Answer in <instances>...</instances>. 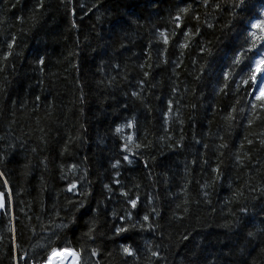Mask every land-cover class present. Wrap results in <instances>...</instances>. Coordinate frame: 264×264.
Returning <instances> with one entry per match:
<instances>
[{
  "label": "trees",
  "instance_id": "1",
  "mask_svg": "<svg viewBox=\"0 0 264 264\" xmlns=\"http://www.w3.org/2000/svg\"><path fill=\"white\" fill-rule=\"evenodd\" d=\"M185 2L160 0L157 7L150 0H43V8L38 11H34L37 0L0 3V18L7 21L0 24V42L5 37L10 41L12 34L17 36V46L11 50L13 55L4 61L0 54V137L3 138L0 155L7 153L0 159V171L5 173L0 177V188L7 180L4 191L11 193L9 213L0 215V264H17L18 253L24 257L48 249L50 256L53 253L50 245L56 244L61 247L55 251L80 252L81 245L87 241L85 233L93 223L99 232L97 246L107 250L102 251L103 259L93 258L99 264H121L119 244L134 250L139 248L141 255L137 261L149 264L145 241H149L148 247H156L161 240L159 229L154 233L136 230L113 236L108 231L113 219L110 212L107 216L101 212L93 220L97 203L101 207L105 203L102 193H107L103 183L117 178L111 167L119 154L117 146H122L130 134L148 146L139 150L144 155L136 164L122 163L119 179L131 189L133 196L138 192L143 199L148 191L159 193L160 199L154 203L162 204L161 217L166 218L162 247L168 249L167 264H184L196 243L206 248L201 260L227 253L229 249L235 251V255L228 257L230 260H241L247 258L240 255L241 249L247 248L249 264H264V248L259 240L249 243L251 238H246L247 231H255L253 224L264 220V196L260 195V189L264 188V150L259 146L262 138L259 133L264 131V126L257 122L249 128L239 111L231 128L224 119L232 106L239 109L250 102L259 106L261 100H253L243 91L230 96L214 94L220 72L228 70L231 56L244 36L248 31L259 34V29L251 28L247 13L236 9L237 17L233 19L229 11L215 18L214 30L202 27L200 36L180 56L181 49L174 46L183 41V24L176 29L177 35L170 37L168 45L163 44L162 38L154 39L152 33L165 28L171 31L174 25L168 13ZM94 3L99 4V10L92 6ZM187 3L203 13L200 0H187ZM73 21L77 27H73ZM226 21L235 27L225 28ZM195 24L192 21L193 28ZM150 44L168 51L159 58L153 53L149 59L145 52ZM200 46H207L211 54L201 53ZM3 51L9 50L5 46ZM39 58L45 60L42 71ZM165 59L168 63L163 62ZM181 61L176 68V63ZM116 63L119 68H115ZM140 63L145 64L143 70ZM149 65L154 66L149 68ZM201 65L207 66L206 74L197 80ZM145 71L150 73L147 78L150 83L145 85L143 102L136 100L133 106L135 98L130 97V84L135 86ZM174 86L178 88L175 94L171 91ZM256 95L264 99V94ZM170 96L178 98L180 103L174 104L170 116L175 121L169 125L172 139L161 140L164 133L160 109L166 107L165 101ZM125 102L129 105L127 109L121 107ZM193 103L203 106L194 110ZM256 111L264 117V109L258 107ZM133 115L139 120L138 131L129 129L125 123V118ZM121 125H124L122 131L116 132ZM201 133L209 143V133L223 136L229 146L219 158L222 173L219 179L211 172L218 162L217 154L205 153L194 143L193 137L199 138ZM181 134L184 138L178 147L176 140ZM245 136L253 139L254 144L247 145ZM66 144L68 151L63 152ZM241 144L245 145L244 149H240ZM237 150L248 154L242 166H237L234 160ZM133 151L138 150L133 147ZM198 153L201 160L192 165L190 162ZM205 156L210 158L211 167L203 164ZM145 161L152 172L151 178L146 176L149 169H145ZM73 162L80 165L81 171L87 170V180L83 183L87 185L91 181L85 189L91 195L76 198L85 202L79 211L67 203L66 197L72 193L64 191L67 182L60 178L61 165L67 171ZM154 180L169 182L154 183ZM205 183L209 187L204 188ZM136 185L140 187L137 189ZM110 186L118 192V186ZM251 187L257 191L253 192ZM115 203L113 198L108 209ZM241 206L247 207L246 214L240 212ZM174 215L182 219H174ZM186 231L191 243L181 240ZM53 233L56 235L49 241ZM88 243L91 245V241ZM124 258L134 264L132 257ZM19 264H24V260L20 259Z\"/></svg>",
  "mask_w": 264,
  "mask_h": 264
},
{
  "label": "snow or ice",
  "instance_id": "2",
  "mask_svg": "<svg viewBox=\"0 0 264 264\" xmlns=\"http://www.w3.org/2000/svg\"><path fill=\"white\" fill-rule=\"evenodd\" d=\"M6 0H0V3H5ZM63 2V0H62ZM150 4L152 6H159L160 0H150ZM97 10H99V4L94 3L92 5ZM80 7H84L80 5ZM200 7L204 9L203 13L199 12V9L193 7L192 3H184L183 6L178 5L174 11H169L168 15L171 19L172 24L174 25L171 31L156 29L152 33V37L156 40L162 38L163 44L168 45L170 37H175L177 35L176 29L181 28L182 24L185 28V31L182 33L183 41L177 42L180 51V56H184V51L190 48L191 43L195 40V37L200 36L201 28L206 27L207 29L214 30L216 28V24L213 23L215 18L218 15L231 12V17L235 19L237 17L236 9H239L242 13H247L246 19L249 21L252 29H259V34L257 31H248L244 36L243 42L240 47L233 52L231 56V63L228 67L227 71H221L219 74V79L217 81V88L214 89V94L216 96H230L233 93H239L243 91L246 95H251L253 100H261L260 105L258 106L256 103L250 102L248 106L240 105V101H236L239 106V109L235 106L231 107V111L227 113L224 119L228 122V127H232V122L236 119V113L239 111L240 114H243L245 119H247L248 127L251 128L254 124L259 122V125L264 126V117L257 114V109H264V99H261L260 96L256 95V93L264 94V0H200ZM43 8V0H37L34 11H38ZM158 15V13H154ZM73 15H75V10H73ZM203 17V20H202ZM192 21H195V28L192 27ZM20 22H24V18H20ZM7 23V21L0 18V24ZM73 27H77L75 21H73ZM235 25L230 21L225 22V28L229 30L233 29ZM17 36L12 34L10 41L5 37V39L0 42V54L3 56V60L7 61L10 56L13 55L11 51L14 47H16ZM9 50L7 52L3 51V48ZM168 51L167 48L158 49L149 45L148 50L145 52V55L150 59L155 53L157 58L164 56ZM199 51L201 53L211 54L210 49L207 46H200ZM249 53H253L249 56ZM164 63H168L167 59L163 61ZM180 63H176L175 67L179 68ZM194 63H196L194 61ZM38 64L41 66V71L45 66V60L43 58L38 59ZM154 65H149L151 68ZM119 63L115 64V68H119ZM139 67L141 70L144 69L145 64L140 63ZM206 65H201L199 69V74L195 77L197 80H202L205 76V68ZM238 68L239 71H234V69ZM2 70V69H0ZM175 75V72L173 73ZM143 78L138 79L136 81L135 86L130 84V88H132L130 92V97L135 98L133 101V106H135V101L139 100L143 102L144 93L146 91L145 85L149 84L148 76L149 72H143ZM239 78V84L238 80ZM115 80V77H112V81ZM112 81H109L111 83ZM240 85L244 87L241 88ZM151 87H155V84H151ZM251 89V92H249ZM172 93L175 94L178 92L177 87H172ZM187 87L185 88V92H187ZM195 95V92L192 93ZM82 99V98H81ZM39 100V97H37ZM180 100L175 96H170L166 101V107L160 109L161 119H162V131L164 135L160 136L161 140H171L172 134L170 132L169 125L170 123H175L174 120H170V116L174 111V104H179ZM202 104L193 103L192 108L194 110L202 107ZM121 107L127 109L129 107L128 103L125 102L121 105ZM246 108L249 109L246 112ZM210 110V109H209ZM146 111H150L146 107ZM250 112V114H249ZM253 117L255 119H253ZM126 126L129 129L135 128L137 131L139 130L140 124L138 118L133 115L131 118H125ZM182 125L183 121H179ZM124 125L116 128V132H121ZM259 135L262 137L259 140V146L262 150H264V131H261ZM183 134L176 140V145L179 147L181 141L183 140ZM209 138L211 139V143L205 140V134L201 133L200 137H193L194 143L199 145L201 149L204 150L205 153L214 151L217 154L218 162L215 167H211L210 158L205 156L203 158V164L211 167V172L215 174V179H219L222 175L219 160L220 157L224 156V149H228V144L224 142L223 136H211L209 133ZM0 139H3L0 137ZM44 139V137H41ZM219 141L217 143L216 141ZM245 141L247 145H253V139L245 136ZM69 143L72 142V138L69 137ZM147 144L142 145L139 139L135 136V134H130L126 138V142L123 145H118L119 154L114 158V162H111L112 169L115 170L116 179L103 183V189L106 190V195L102 193L104 197V205L101 207V203H97L96 212L94 214L93 220L97 219L101 212L105 216H107L110 212L112 216V228L108 229L112 233L113 236H121L123 234L129 233L130 231H151L156 232L158 229L161 231V240L156 243V247H148L149 241H145L146 248L145 251L149 253V264H167V248L162 247L163 245V225L166 223V218L161 217V208L162 204L157 205L154 203L155 200H159V193L148 191L147 194L143 197L137 192L134 196L131 194V189L127 187L126 184L122 183L119 177L121 176L120 168L123 164L127 166H132L138 162L144 155L142 151H139L142 147H147ZM133 147L138 151H133ZM245 145L241 144L240 149H244ZM33 152L36 151V148L32 149ZM68 151V145L64 146L63 152ZM63 152L61 153L63 155ZM3 155H7L5 152ZM3 155H0V159H3ZM244 159H248L247 152L241 154L239 150L236 151L234 160L237 166H242V161ZM201 160L199 153L197 156L193 157L191 160V164L195 165ZM47 163H45V168H47ZM145 169H149V164L147 161L144 162ZM186 169L188 167V163L185 165ZM61 180L67 182V186L64 189L67 193H72L71 197H66L67 203L69 205H75L76 211H79L81 208L85 207L84 199H76L77 197H85L86 195H91L90 191H85V189L90 186L91 181L87 182V185L83 183V181L87 180V170L84 169L81 171L80 165L73 162L72 164L67 166V171H65V166L61 165ZM5 175L4 172L0 171V177ZM146 176L151 178L152 172L149 171L146 173ZM154 183H168L169 181H159L154 180ZM111 184H115L118 186V192L114 189ZM8 185V181L4 180V187L0 188V215H5L9 213L10 210V202H11V193L4 191ZM79 186V187H78ZM137 189L140 187L136 185ZM204 188L209 187L207 183L203 185ZM253 192L257 191L255 187H251ZM208 193L205 192L204 196L207 197ZM260 195L264 196V188L260 189ZM115 198L116 203L111 209H108V203H111ZM121 198H123L121 200ZM148 206H151L150 208ZM117 208H120V211H117ZM107 209V210H105ZM148 209V210H146ZM264 211V209H262ZM141 212L144 214L141 216ZM241 213H247V207L241 206ZM58 214V213H57ZM154 214V215H152ZM174 219H182V217H173ZM255 231L249 230L246 233V238H251L249 243L254 240H259L260 247L264 248V220H260L253 224ZM56 233H53L48 239L51 241L55 237ZM87 237V241L81 245L82 251H72L71 256L68 257V264H99L98 260L93 258L100 257L103 259L102 251H107L106 249H101L96 244L97 237L99 236V232L97 231V227L95 223L90 225L89 230L85 233ZM111 238V237H109ZM182 241H190V235L186 231L181 236ZM89 241H91V245H89ZM114 243H118L115 242ZM60 244H56L54 247L50 245V248L55 253L57 248H60ZM185 248H188V244L184 245ZM48 249H44L42 252H36L34 255H25L24 257H20L19 253L17 254V264H19L20 259L24 260V264H28L31 261V264H49L50 257L48 255ZM206 251V248L202 247L200 243H196L190 249V257H185L184 264H221V260H223V264H249V260L251 259L248 256L247 248H242L240 255L242 257H247L241 260H230L228 257L235 255L234 249H229L227 253L222 252L219 256H205L203 260L200 259V256L203 252ZM11 252V250H10ZM119 255H121L122 260L121 264H129V261L124 257H132L134 264H139L137 261V257L141 255L139 248L135 250L131 246H124L123 244H119L117 249ZM112 255V253H109ZM87 257V258H85Z\"/></svg>",
  "mask_w": 264,
  "mask_h": 264
},
{
  "label": "bare ground",
  "instance_id": "3",
  "mask_svg": "<svg viewBox=\"0 0 264 264\" xmlns=\"http://www.w3.org/2000/svg\"><path fill=\"white\" fill-rule=\"evenodd\" d=\"M72 251H56L50 256L49 264H68V257L71 256Z\"/></svg>",
  "mask_w": 264,
  "mask_h": 264
}]
</instances>
